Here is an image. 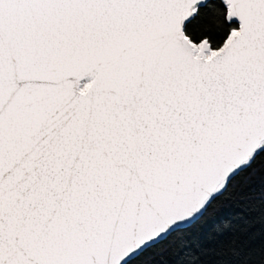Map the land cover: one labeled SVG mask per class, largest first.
<instances>
[{
	"label": "snow or ice",
	"instance_id": "1",
	"mask_svg": "<svg viewBox=\"0 0 264 264\" xmlns=\"http://www.w3.org/2000/svg\"><path fill=\"white\" fill-rule=\"evenodd\" d=\"M257 166L264 0H0V264H264Z\"/></svg>",
	"mask_w": 264,
	"mask_h": 264
},
{
	"label": "trees",
	"instance_id": "2",
	"mask_svg": "<svg viewBox=\"0 0 264 264\" xmlns=\"http://www.w3.org/2000/svg\"><path fill=\"white\" fill-rule=\"evenodd\" d=\"M262 202H264V170L257 166L251 174L244 177L240 186L230 193V199L225 203V208L228 211L221 217L225 231H232L240 219V214L250 211L259 213ZM233 213H237V215H233ZM242 239L249 244H258L261 239H264V227L257 225ZM208 243L209 246H214V242L209 241ZM153 259L156 264H170L173 255L171 250L162 248ZM185 264H193V262L190 258H185Z\"/></svg>",
	"mask_w": 264,
	"mask_h": 264
}]
</instances>
